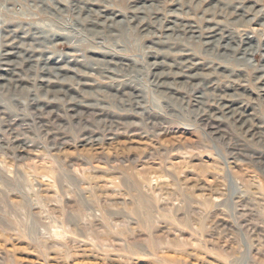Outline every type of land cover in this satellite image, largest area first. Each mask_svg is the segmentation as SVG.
<instances>
[{
  "label": "rangeland",
  "instance_id": "rangeland-1",
  "mask_svg": "<svg viewBox=\"0 0 264 264\" xmlns=\"http://www.w3.org/2000/svg\"><path fill=\"white\" fill-rule=\"evenodd\" d=\"M88 1L0 0V264H264V0Z\"/></svg>",
  "mask_w": 264,
  "mask_h": 264
},
{
  "label": "bare ground",
  "instance_id": "bare-ground-1",
  "mask_svg": "<svg viewBox=\"0 0 264 264\" xmlns=\"http://www.w3.org/2000/svg\"><path fill=\"white\" fill-rule=\"evenodd\" d=\"M98 0H89L88 2H87V4H91V5H96ZM234 1H236V3H238V4H241V1L242 0H234ZM244 1V0H243ZM242 1V2H243ZM223 2V4L224 5H226V6H232L233 4H235V2H232V0H219V3H222ZM256 3V2H255ZM112 5V4H111ZM113 6V5H112ZM235 8H238L236 5H235V7H234V9ZM245 9H247V8H245ZM242 12H243V15H244V13H247V11L246 10H242ZM146 14H147V16H151L152 14H154L155 13V11H154V9H147V12H145ZM123 16H124V14H123ZM256 16H259L260 18H263L264 17V15L263 14H261V12H259ZM144 22V19L142 18L141 19V23H143ZM219 25H220V23H217V26L219 27ZM225 26V29L223 30L221 27H220V30H219V32H227V34H228V31L230 32V30L228 29L229 28V25H224ZM223 26V27H224ZM214 29H216V28H211L209 31L211 32V30H213L216 34L215 35H221L217 30H214ZM43 30V29H42ZM43 32H45L44 34H45V36H51V37H56V36H60V35H58L57 33H55V32H52V31H48V30H43ZM218 32V33H217ZM211 36V37H216V36ZM226 37H228V36H225V38ZM229 39H231V40H233V38L231 37V35H230V37H229ZM217 41H219V40H217ZM216 41V42H217ZM122 42V41H121ZM116 46V45H115ZM123 48V47H122ZM116 50V49H115ZM139 50H141V49H139ZM124 54H121V53H116L114 56H117V57H126V56H124V55H126L127 54V52H129V49L127 48L126 49V47H124ZM142 52H143V50H142ZM128 55V54H127ZM155 57L157 56V57H164L165 56V58L167 57H174V56H172V55H169L168 53H155V54H153ZM184 56H188V57H191V58H186L185 59V61H183V62H181L180 61V63H179V61H176V59H174V61L173 62H175L174 64H167V63H165L164 61H162V63H158L157 61H156V63H154V66H156V67H154V69H156L158 66H161L162 64L163 65H166L167 66V70L165 71H159L158 73H154L153 74V76H155V80H156V82L158 83V85H159V87L160 88H163V89H167V90H174V91H176L177 90V88L175 87V79L174 78H176V79H179V78H181V77H192V78H195V79H197V78H201V77H199L200 75H198V76H192V75H190V74H187L188 72H191V71H193V70H195L196 69V66L197 65H200V64H202V63H195L194 62V59H196L197 57H196V55H192V54H186V55H180L179 57H184ZM193 56V57H192ZM127 58H129V57H127ZM158 59V58H157ZM179 59V58H178ZM129 61H132V62H134L135 64H141L142 62L141 61H139V60H137V59H135V58H130V59H128ZM214 63V62H213ZM108 64V63H107ZM147 64V63H146ZM153 64V63H152ZM134 65V64H133ZM132 65V66H133ZM142 65V64H141ZM107 65H105V63H104V65H102L101 67H102V72H104V73H109V70H107V68L108 67H106ZM145 66V65H144ZM217 68H214L213 67V71L215 72V71H217V69H219V68H222L223 66L222 65H219L218 63H217ZM106 67V68H105ZM147 67L149 68V65H147ZM153 67V66H152ZM152 67H150V68H152ZM174 68L175 69H179L180 70V73H175L174 72ZM212 68V66H208V69H211ZM224 68V67H223ZM169 70V71H168ZM209 76H212V74H210ZM208 76V77H209ZM203 77V76H202ZM207 78V76H206V74H205V76H204V78ZM165 78H173V82L172 83H168L166 80L164 81V79ZM177 82V81H176ZM136 84V82L135 81H129V82H126V83H124L123 85H121V88L122 89H131V90H138V89H144L145 90V88L143 87H138V85H135ZM118 91V90H117ZM164 91V90H163ZM262 91L264 92V89H262ZM261 91V92H262ZM124 92H126V91H124ZM145 92V91H144ZM128 94L130 93V92H127ZM133 93V92H132ZM134 94V93H133ZM141 94V93H140ZM167 94V93H166ZM203 95L202 96H200V97H197V103H198V105H197V107H199V108H202V107H200L201 105L202 106H207L208 104H207V102H209L208 100H210V101H216V103H215V105L216 104H218V102H220L221 100H225V98H222V96L221 95H218V96H211V95H209L208 96V93L206 94L205 92L204 93H202ZM131 96L130 97H132V94H130ZM134 96L136 97H138V95H135L134 94ZM154 98V97H153ZM235 98H236V96H235ZM137 101V100H136ZM157 101V100H156ZM164 101V100H163ZM162 101V102H163ZM125 102V101H124ZM153 102V101H152ZM158 102V101H157ZM225 102H226V100H225ZM227 102L228 103H220L219 104V108H217V109H222L223 110V113H221V115H222V117H224V118H226V119H234V121H236V122H238V121H240L239 123L241 124V128H244V133H248V132H251V131H253L252 130V128L254 127V124H253V120L252 119H250L249 117H247L248 115H252V114H247V115H244V114H246V110H245V108H244V105H242V106H239V103L237 102V99H232V100H227ZM155 103V102H154ZM168 103V102H167ZM211 105H213V104H211ZM157 107L159 108V106L157 105ZM156 107V108H157ZM217 107V106H216ZM243 107V108H242ZM160 109V108H159ZM151 110H153V109H151ZM239 110H241V111H239ZM157 111V110H156ZM160 111V110H159ZM161 112V111H160ZM188 112V111H187ZM149 113L151 114L152 112H150L149 111ZM186 113V112H185ZM160 114H162V113H160ZM227 114V115H226ZM253 116V115H252ZM246 117V118H245ZM238 118V119H237ZM223 119V118H222ZM222 119H219V120H222ZM255 127H258V126H255ZM259 128H261V126H259ZM264 129V128H263ZM258 133V132H257ZM259 136L257 137V139H259V141H263V139H264V131H261L259 134H258ZM254 136H255V132H254ZM234 167H232V169H233ZM235 169V170H234ZM233 170L235 171V174H238L239 176H241V177H243L244 178V180H246V182H248L247 181V179L246 178H248V177H244V174L242 173V171L238 168V167H235ZM237 175V176H238ZM239 179H241L240 177H239ZM249 179V178H248ZM251 179V178H250ZM244 180H243V182H241V183H244ZM253 180V179H252ZM250 182V181H249ZM114 183V182H113ZM246 184V183H245ZM244 184V185H245ZM250 186V185H249ZM256 186H258V185H256ZM247 187V186H246ZM211 197V196H210ZM212 197H214V196H212ZM212 197L210 198V200H211V202H212ZM209 198V197H208ZM220 198V197H219ZM205 199V198H204ZM209 200V199H208ZM207 200V201H208ZM215 201V200H214ZM205 202V201H204ZM205 203H208V202H205ZM214 204V203H213ZM206 206H207V204H205ZM209 205H210V203H209ZM209 205L207 206V207H209Z\"/></svg>",
  "mask_w": 264,
  "mask_h": 264
}]
</instances>
